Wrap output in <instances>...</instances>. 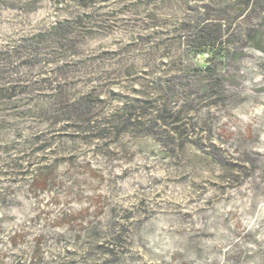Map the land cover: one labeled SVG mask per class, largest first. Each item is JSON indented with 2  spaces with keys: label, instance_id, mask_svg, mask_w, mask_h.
Returning <instances> with one entry per match:
<instances>
[{
  "label": "rangeland",
  "instance_id": "obj_1",
  "mask_svg": "<svg viewBox=\"0 0 264 264\" xmlns=\"http://www.w3.org/2000/svg\"><path fill=\"white\" fill-rule=\"evenodd\" d=\"M0 264H264V0H0Z\"/></svg>",
  "mask_w": 264,
  "mask_h": 264
},
{
  "label": "trees",
  "instance_id": "obj_2",
  "mask_svg": "<svg viewBox=\"0 0 264 264\" xmlns=\"http://www.w3.org/2000/svg\"><path fill=\"white\" fill-rule=\"evenodd\" d=\"M198 35H199V37H198ZM211 35H205V34H203V36L200 34V32H199V34H197L196 36H195V38H198L195 42L196 43H193L194 44V46H195V53H197V54H200V53H204V52H206L207 50H209V49H207L209 46H211V37H210Z\"/></svg>",
  "mask_w": 264,
  "mask_h": 264
}]
</instances>
